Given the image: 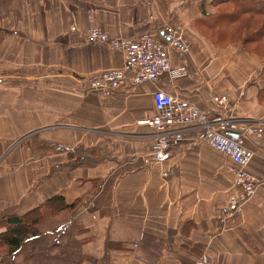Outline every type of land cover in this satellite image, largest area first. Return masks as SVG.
Returning <instances> with one entry per match:
<instances>
[{
    "label": "crops",
    "instance_id": "1",
    "mask_svg": "<svg viewBox=\"0 0 264 264\" xmlns=\"http://www.w3.org/2000/svg\"><path fill=\"white\" fill-rule=\"evenodd\" d=\"M220 1L0 0V216L42 214L9 256L32 241L36 264H264V136L245 140L247 169L263 181L224 214L234 191L225 154L184 142L152 159L151 132L136 123L154 113V85L100 96L77 81L123 64L120 51L86 42L88 28L133 39L171 20L189 52L168 91L233 133L246 119L264 123V61L200 30L215 26ZM56 196L73 208L53 211Z\"/></svg>",
    "mask_w": 264,
    "mask_h": 264
},
{
    "label": "built area",
    "instance_id": "2",
    "mask_svg": "<svg viewBox=\"0 0 264 264\" xmlns=\"http://www.w3.org/2000/svg\"><path fill=\"white\" fill-rule=\"evenodd\" d=\"M85 39L87 43H103L120 51L123 64L78 78L83 91L108 96L121 85L135 87L145 82L154 85V113L136 123L151 132L152 159H164L184 142L207 144L225 154L234 171V191L222 213L239 211L242 203L253 195L263 181L247 169L255 153L245 145V140L263 137L264 123L246 119L233 133L228 119L212 118L197 104L168 91L174 81L187 72L184 56L189 52V43L184 34V26L167 20L160 27L133 39L113 37L94 26L85 31ZM173 56L181 60L178 65L172 64ZM163 75L167 76L166 81L161 80ZM133 246L136 247L137 243H133ZM193 264L210 263L203 257Z\"/></svg>",
    "mask_w": 264,
    "mask_h": 264
},
{
    "label": "rangeland",
    "instance_id": "3",
    "mask_svg": "<svg viewBox=\"0 0 264 264\" xmlns=\"http://www.w3.org/2000/svg\"><path fill=\"white\" fill-rule=\"evenodd\" d=\"M251 1L253 4H257L264 0H233L234 3H250ZM1 8L3 7L0 6ZM215 9L220 14L219 19L215 26L200 27L204 36L220 48L234 44L239 45L250 56L253 55L261 62L264 61V41L251 36L264 26V16H255L249 13L237 14L234 4L229 1L221 3ZM41 150L46 149L42 147ZM36 254L38 255V253ZM34 255L35 247L34 244L32 245V241L26 243L22 251L11 256L6 248H0V264H36ZM51 259L52 257L47 255L43 264H49Z\"/></svg>",
    "mask_w": 264,
    "mask_h": 264
},
{
    "label": "trees",
    "instance_id": "4",
    "mask_svg": "<svg viewBox=\"0 0 264 264\" xmlns=\"http://www.w3.org/2000/svg\"><path fill=\"white\" fill-rule=\"evenodd\" d=\"M232 2L237 10V14L249 13L255 16H264V1L261 3H234L233 0H221V2ZM237 1V0H236ZM253 38L264 41V26L261 30L255 31ZM58 204V205H57ZM53 211L61 210L62 208H73L74 203L66 205L60 196H56L46 202ZM57 205V206H55ZM40 206L34 207L23 214H4L0 217V247L6 246L9 253L16 252L23 240L36 233L37 223L41 218Z\"/></svg>",
    "mask_w": 264,
    "mask_h": 264
}]
</instances>
